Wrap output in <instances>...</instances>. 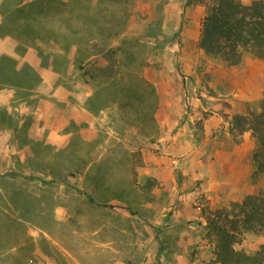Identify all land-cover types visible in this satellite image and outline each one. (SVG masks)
<instances>
[{
  "label": "rangeland",
  "instance_id": "374dc122",
  "mask_svg": "<svg viewBox=\"0 0 264 264\" xmlns=\"http://www.w3.org/2000/svg\"><path fill=\"white\" fill-rule=\"evenodd\" d=\"M63 1L45 10L37 3L29 12L36 28L72 41L78 39L75 30L86 41L92 30L102 41L85 46L95 43L99 53L125 46L132 71L148 82L139 88L150 97L147 112L153 116L140 123L128 106L111 102L95 112L93 137L70 122L65 130L72 135L61 148L28 139L22 127L17 136L26 147L11 156L17 166L0 181V264H219L209 217L249 194L264 193V173L255 171L253 159L257 138L251 129L242 132L235 119L262 111L264 61L245 53L230 65L198 45L215 0ZM26 21L20 17L17 24ZM12 26L22 41L7 38L22 53L31 49L54 72L40 96L65 90L57 96L62 105L92 94L85 71L94 58L104 65L101 55L92 56L81 43L86 69L77 70L76 44L62 64L63 38H39L36 48ZM23 70L18 82L34 85L27 65ZM137 90L135 84L132 92ZM29 101L36 106L34 98ZM14 115L19 114L2 110L0 120L11 126ZM32 186L39 197L28 192ZM262 243L264 233L244 231L235 247L252 251Z\"/></svg>",
  "mask_w": 264,
  "mask_h": 264
},
{
  "label": "trees",
  "instance_id": "16d2710c",
  "mask_svg": "<svg viewBox=\"0 0 264 264\" xmlns=\"http://www.w3.org/2000/svg\"><path fill=\"white\" fill-rule=\"evenodd\" d=\"M1 1L0 36L9 35L19 42L22 41L8 29V24H10V26H14L15 30L24 32L30 38L31 43H28V46L37 48L36 42L41 38L57 40L61 37L65 52L60 56V59L64 60L62 64L68 61L67 54L72 44H76V51L79 53L82 52L81 48L84 46L83 48L90 49L92 56L98 54L102 56V60L105 61L104 65L98 66L96 58H94L91 67L85 71L87 79L84 82L92 85V94L86 102L88 109L97 112L105 109L113 102L121 107L128 106L130 110L128 112L134 114V120L140 123L153 116L147 112L149 105L152 106L149 101L150 97L148 95L146 97L143 93L148 82L139 78L137 72L132 71L133 68L129 65L131 53L125 49V46L121 45L122 49L121 47L109 46L99 53L94 49L95 43L85 46L88 41H102L98 37L91 36L92 30L90 33L88 31L86 33L88 41L79 35L81 34L80 30H75L73 38L78 37L80 41L78 39L72 41V37H66L62 33L53 35L54 32L44 26L36 28L33 23V14L29 13L30 11L33 12V7L37 3H42L37 5L42 10L51 6L59 8L58 6L66 4L63 0ZM20 17L27 20L24 26L17 24ZM81 43L83 46L80 48ZM198 45L208 53L221 56L230 65L239 64L245 53H251L257 59L264 61V0H251L250 3H243L240 0H215V3L208 7L203 19ZM19 48L17 47L18 51H20ZM20 52L22 53V51ZM121 54L124 56L123 60L118 57ZM40 56L44 59V56ZM74 58V66L77 70L86 69L83 63L84 56L81 57V53L77 56L74 55ZM53 62V69L57 70L55 64L58 65V62L55 57H53ZM15 66L16 61L13 58L2 55L0 57V81L14 82V72L18 73L19 71L15 69ZM21 71L24 72L25 70ZM132 73H136V75H132ZM40 79L39 76V82ZM135 84L139 90L133 93ZM139 86H142L143 89ZM105 95L112 100L106 101L103 98ZM235 119L242 132L251 129L256 136L257 147L253 154L255 171L264 173V106L261 112L253 113L252 118L236 115ZM209 229L214 236L213 254L217 263L264 264V243L252 251L235 247L244 231L264 233V193L249 194L242 201L234 202L228 208L216 209L214 217H209Z\"/></svg>",
  "mask_w": 264,
  "mask_h": 264
},
{
  "label": "crops",
  "instance_id": "0c3cea01",
  "mask_svg": "<svg viewBox=\"0 0 264 264\" xmlns=\"http://www.w3.org/2000/svg\"><path fill=\"white\" fill-rule=\"evenodd\" d=\"M15 44L14 39L0 36V57L8 55L13 58L16 61L15 69L19 70L18 73L14 72V82L0 81V111L4 110L10 114L17 113L20 115V117L19 115H14L16 121L11 126H7L5 122L0 120V181L7 180L8 170L13 171L17 166L11 162V156L20 154L23 147H26L25 145L22 146V142L17 136L22 127L26 128L25 134L28 139L41 140L55 148L64 146L72 135L71 130H65L70 122L80 125L79 131L86 138L90 139L93 137V132L96 131V113L92 112L84 104L91 92L88 91L77 96L74 101L69 100L67 102V100H64L63 102L65 103H62V105L59 104L62 99L57 96L59 93L63 94L65 88L62 89L60 87L58 90L64 91H59L52 95L40 96V94H43L40 93V91L42 92L40 89L50 85L49 80H51L54 72L51 67L41 65L40 59L31 49L21 53L17 50L18 45ZM25 65L30 70V79L33 80V75L35 79L34 85L30 83L26 87L18 82L19 78L24 74L21 70L24 69ZM39 76L42 79L40 84ZM21 93L22 96H20ZM32 98L36 101V106L34 107L31 105L32 101H29ZM25 115L28 118H23ZM62 117L65 118V122L62 121L60 123ZM84 123H89V127L83 126ZM8 145H11L10 150ZM40 186L41 188H46L45 185ZM32 188L33 186L28 192L35 197H39L40 192L38 190L34 191ZM0 191H2L1 184Z\"/></svg>",
  "mask_w": 264,
  "mask_h": 264
}]
</instances>
